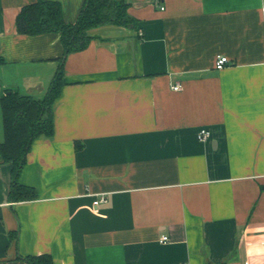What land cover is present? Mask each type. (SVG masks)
I'll return each mask as SVG.
<instances>
[{
	"label": "crops",
	"instance_id": "0c3cea01",
	"mask_svg": "<svg viewBox=\"0 0 264 264\" xmlns=\"http://www.w3.org/2000/svg\"><path fill=\"white\" fill-rule=\"evenodd\" d=\"M37 1L0 0V145L1 100H44L64 55L17 32ZM43 1L68 24L85 2ZM130 1L135 29H93L64 62L54 134L19 177L35 201L9 200L0 156V264H264V0Z\"/></svg>",
	"mask_w": 264,
	"mask_h": 264
},
{
	"label": "trees",
	"instance_id": "16d2710c",
	"mask_svg": "<svg viewBox=\"0 0 264 264\" xmlns=\"http://www.w3.org/2000/svg\"><path fill=\"white\" fill-rule=\"evenodd\" d=\"M130 0H85L74 24L63 18L59 1L38 0L25 6L17 17L20 35H60L64 55L46 98L37 101L11 93L1 100L6 141L0 145V156L5 164H12L11 202H30L37 199L36 190L19 182L27 156L36 139L54 134L53 106L64 86V62L74 53L86 50L92 41L90 31L103 26L135 29L138 21L129 14ZM27 264H54L50 255L29 256Z\"/></svg>",
	"mask_w": 264,
	"mask_h": 264
},
{
	"label": "built area",
	"instance_id": "2783aa9c",
	"mask_svg": "<svg viewBox=\"0 0 264 264\" xmlns=\"http://www.w3.org/2000/svg\"><path fill=\"white\" fill-rule=\"evenodd\" d=\"M162 10H164V9H162ZM262 12H263V18H264V8H263ZM228 64H229V60L226 57H219L217 60V63H216V68L218 70H223L226 67V65H228ZM175 90L178 91V90H181V88L175 87ZM210 137H211V133L206 129L201 130L197 136V138L200 142H206L210 139ZM106 201L107 200L102 197L97 202H95V205L98 206L99 204L105 203ZM167 241H168L167 237H164L162 239V242H167Z\"/></svg>",
	"mask_w": 264,
	"mask_h": 264
}]
</instances>
